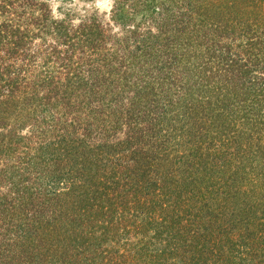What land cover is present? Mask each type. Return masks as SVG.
Segmentation results:
<instances>
[{
	"label": "trees",
	"instance_id": "16d2710c",
	"mask_svg": "<svg viewBox=\"0 0 264 264\" xmlns=\"http://www.w3.org/2000/svg\"><path fill=\"white\" fill-rule=\"evenodd\" d=\"M136 7L0 0V264H264V0Z\"/></svg>",
	"mask_w": 264,
	"mask_h": 264
},
{
	"label": "rangeland",
	"instance_id": "374dc122",
	"mask_svg": "<svg viewBox=\"0 0 264 264\" xmlns=\"http://www.w3.org/2000/svg\"><path fill=\"white\" fill-rule=\"evenodd\" d=\"M45 3L51 10V20L67 21V24L77 30L82 24L97 21L101 24L106 34L122 37L138 30L145 34L144 22L141 13H136L137 0H37ZM162 1V0H158ZM105 4L108 6L105 7ZM143 26V27H144ZM147 26V25H146ZM155 32V31H154ZM138 33V32H137ZM39 34V33H37ZM43 34H51L45 31ZM47 39V40H46ZM46 41V42H45ZM49 37H40L35 40L36 46L44 45Z\"/></svg>",
	"mask_w": 264,
	"mask_h": 264
},
{
	"label": "clouds",
	"instance_id": "9594fccd",
	"mask_svg": "<svg viewBox=\"0 0 264 264\" xmlns=\"http://www.w3.org/2000/svg\"><path fill=\"white\" fill-rule=\"evenodd\" d=\"M108 5L107 4H105V7H107Z\"/></svg>",
	"mask_w": 264,
	"mask_h": 264
}]
</instances>
